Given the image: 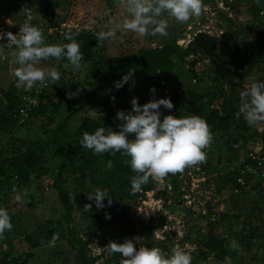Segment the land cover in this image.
I'll use <instances>...</instances> for the list:
<instances>
[{
  "label": "rangeland",
  "instance_id": "rangeland-1",
  "mask_svg": "<svg viewBox=\"0 0 264 264\" xmlns=\"http://www.w3.org/2000/svg\"><path fill=\"white\" fill-rule=\"evenodd\" d=\"M203 2L205 8L200 16L186 23L169 19L167 36L140 37L117 30L115 39L98 43L96 33L105 25L114 27L111 21H118L124 14L116 0H0V33L18 34L19 27L28 19L22 9L27 6L33 14L29 23L42 30L46 43H69L65 36L72 34L83 56L78 71H73L66 58L59 62L41 61L40 67H53L60 73L55 83L49 80L50 102L40 104L39 112L28 116L25 124L17 121L18 125L12 129L0 131L1 164H7L24 151L28 143H37L41 151V162L36 171L30 172L26 186L9 178L0 187V207L15 217L12 230H6L0 237V262L8 258L4 264H18L30 252L33 257L26 259L25 264H79L76 252L67 243L70 233L86 241V253L90 258L95 257V264H119L121 254L110 255L105 247L110 241L123 243L134 237H140V243L147 247L161 248L166 254L176 247L192 255L201 243V233L210 231L234 252L224 261L209 252L208 264H264V178L251 179L237 194L230 180L234 166L248 151L261 145L255 132L264 131V123L250 125L239 112L240 94L252 82H264V42L256 40L264 34L261 8L264 0ZM200 34L206 36L203 44L215 40L207 53L194 45L195 37ZM84 38L92 50L85 47ZM169 44L178 47V51L189 48L190 52L182 56V61L172 53L173 70L155 85L141 75L137 56L142 49ZM11 51L5 48L0 54V124L8 113L9 103L15 102L14 95L28 91L16 87L13 74L16 65ZM128 70H134L128 81L131 89H117L115 82L121 81ZM64 82L67 86L62 91L58 85ZM86 83L105 88L67 122L59 138L63 151L56 156L53 138L58 136L56 128L68 112L67 97L71 93L80 104ZM10 87H13L11 101L6 97ZM153 88L155 93L151 92ZM186 89L203 94L204 99L213 91L216 97L212 107L218 108L223 117L210 125L213 140L205 149L206 161L186 168L178 178L183 182L187 198L177 194L178 198L168 205L164 192L157 189L133 193L131 186L122 187L134 172L125 163L129 158L120 152L112 153L115 159L111 170L101 155L93 163L90 161L89 167L83 163L92 157L88 155L90 150L80 145L82 135L73 130L77 126L92 121L119 131L122 122L116 113L131 111L133 97L138 98L140 105L153 98H170L174 107L168 110L161 106V119L169 114L190 116L177 104H183L179 101ZM59 170L71 203L68 224L52 187ZM169 175L164 181H171ZM97 189L108 191L111 205L106 198L105 206L97 209L95 201L88 199L87 195ZM17 194L22 196V202L16 201ZM89 204L90 211L85 209ZM97 210H100L98 219ZM27 234L38 242L36 247L25 241ZM53 235L58 238L51 246ZM133 242L138 250L140 243Z\"/></svg>",
  "mask_w": 264,
  "mask_h": 264
},
{
  "label": "clouds",
  "instance_id": "clouds-1",
  "mask_svg": "<svg viewBox=\"0 0 264 264\" xmlns=\"http://www.w3.org/2000/svg\"><path fill=\"white\" fill-rule=\"evenodd\" d=\"M116 5L124 14L119 20H113L114 27L105 25L96 33L98 43L116 38L117 30L125 33H135L140 37L167 36L169 19L177 23H186L193 17L201 15L205 8L203 0H116ZM28 19L19 27V33H0V54L4 49H10L14 57L15 67L13 74L16 78V87L32 89L33 86H46V80L55 83L60 79V73L53 67H40L41 61L67 59L73 71L81 67L83 56L80 45L72 34H66L65 39L70 41L63 44L46 43L42 30L29 21L33 19L30 8H22ZM134 70L123 76L121 81L115 82L117 89L124 86L132 76ZM155 93V88L151 89ZM72 94H69V98ZM114 99V97H113ZM131 111L127 113L119 110L116 118L122 123L119 131L100 127L93 133L84 132L80 145L92 150L97 155L120 152L129 159L125 160L136 174L131 178L133 193L141 190L150 178L160 182L169 174L183 173L188 167H194L206 161V152L213 135L207 122L197 116L165 115L161 119V106L171 110L174 105L170 98L151 99L140 105L138 98L130 101ZM239 112L250 125L264 123V82H252L247 90L240 94ZM93 116L96 113L93 111ZM130 136H134L130 139ZM113 163L107 162V169L111 170ZM13 188V192H16ZM27 195V190H24ZM94 200L97 209H102L107 198L111 205L112 199L107 190L97 189L94 194L87 195ZM16 201L22 202V196L17 194ZM92 205H85L91 210ZM110 219V216H106ZM10 215L6 208L0 207V237L4 232L12 230ZM58 237L53 235L50 242L55 245ZM133 240L141 242L140 237L126 239L123 243L110 241L105 247L108 253H119L122 256L119 264H191L190 253L173 247L170 254H166L159 247H147L140 243L137 250Z\"/></svg>",
  "mask_w": 264,
  "mask_h": 264
},
{
  "label": "trees",
  "instance_id": "trees-1",
  "mask_svg": "<svg viewBox=\"0 0 264 264\" xmlns=\"http://www.w3.org/2000/svg\"><path fill=\"white\" fill-rule=\"evenodd\" d=\"M261 8L264 10V6H261ZM206 36L204 34L197 35L194 39V45L200 49L201 51L207 53L209 52L212 47L215 44V40L210 39V43L203 44L201 43L202 40ZM84 44L85 47L89 50H92V45L90 43H87V38H84ZM256 40H261L260 42H264V34L261 33L260 37H257ZM255 40V41H256ZM190 52V49L187 48L184 51L179 50L178 47H176L173 44L165 45L162 47H156V48H150V49H142L139 51V54L137 56V64L140 65V73L143 76H146L149 78L150 81L154 82L155 85H158L160 81L165 80L170 72L174 68L173 61L170 59V55L176 54L180 61H182L183 55H188ZM89 53V52H88ZM129 72L125 71V75ZM67 83H61L58 85V87L62 90H66ZM85 94L83 97V101L78 104V102L75 101L74 97L69 98L67 97L68 102V112L65 115L62 123L58 126L57 129V135L53 138V143L56 147L55 149V155L60 156L63 147L60 144V136L63 133V130L67 126V122L70 120V118L75 115L81 108H83L87 102L90 100L95 99L98 92L102 91L105 87L98 84H92V83H86L85 86ZM131 89V83L127 82L124 84L123 87L120 89ZM49 87L47 90L43 91V93L40 95V101L36 108L32 109L28 116L36 115V112H39L40 104H43L44 102H50L51 96ZM10 91H13V87L9 88V92L7 93L6 97L9 99V101L12 100L13 94H11ZM26 91H21L19 95L15 94L14 103H9L7 114L4 115L1 119L0 124V131L6 132L13 128L15 124H17V121L19 119L18 114V106L20 104V97L23 93ZM81 93V91H79ZM78 93V94H79ZM68 94V93H67ZM207 98L204 99V95L201 93H197L194 90H184L183 96L181 97V100L177 103L178 107L183 109L188 113V115H197L201 118H203L207 124L210 126L212 125L217 119H222V115L219 113L218 108L212 107V101L215 99L216 94L212 91L208 93ZM226 103H228L226 101ZM225 104V102H224ZM54 108L56 109L57 106L54 105ZM23 124V123H22ZM25 124V123H24ZM18 125V124H17ZM103 127L99 123H95L92 121H84L80 126H77L75 129H73L75 132L79 134H83L84 132L93 133L96 129ZM259 139L261 140V144L264 147V131L261 133L255 132ZM40 146L37 143H28L24 149V151L16 154L12 159L9 160L7 164H1L0 163V187L9 179V178H15L16 182L22 186H26L29 182L30 178V172L36 171L37 166L41 162V154H40ZM88 155H90L92 158L91 160H84L83 163H86L87 167H89L90 161L93 163L98 159L97 154H95L92 150L88 152ZM104 157L107 161L111 160L112 163H114V155L112 153H104L101 155ZM234 172L231 173V185L232 187L236 186V182L233 176ZM136 175L135 173L133 176ZM181 173L175 174V175H169L171 177V184L174 190H178L180 187V184L182 183L181 179L178 180V178L181 176ZM132 176V177H133ZM131 177V178H132ZM131 178L129 181H126L121 184L122 187L125 186H131ZM250 180V179H249ZM65 183V180L62 176V172L59 170L56 173V176L52 182V187L55 190L57 197L59 199V202L62 206V209L64 211V219L65 222L68 224L71 220V203L70 198L67 193V191L64 189L63 185ZM158 188V182H155L153 180H149V182L142 186V190H150V189H157ZM244 188V187H243ZM240 191H242V189ZM239 191V192H240ZM163 192V191H162ZM237 194V193H236ZM178 198V197H177ZM180 198V197H179ZM100 210H97L96 212V219H98L100 215ZM11 218V223L14 222L15 217L12 214H9ZM57 223L60 225L61 221H57ZM25 241H27L31 246L36 247L38 245V242L30 235L27 234L24 237ZM67 243L73 248V250L76 252L77 260L79 264H95V257L90 258L88 257L86 253V246L87 243L82 239V237L73 235L72 233L69 234ZM211 252L215 255V257L221 261H224L228 256H230L234 250H231L229 247H227L224 243V240L214 233L207 231L206 233H201V243L198 246V248L194 251V254L191 255L192 261L191 264H208V253ZM33 257V254L28 252L25 255V258L23 261H20L18 264H25L26 259H30ZM8 258H4L0 264H4L6 261H8Z\"/></svg>",
  "mask_w": 264,
  "mask_h": 264
},
{
  "label": "built area",
  "instance_id": "built-area-1",
  "mask_svg": "<svg viewBox=\"0 0 264 264\" xmlns=\"http://www.w3.org/2000/svg\"><path fill=\"white\" fill-rule=\"evenodd\" d=\"M49 80H46V86H33L32 89H28L20 97V104L18 106L19 120L18 123L22 124L28 117L29 112L36 108L40 101V95L43 91L49 87ZM236 186L232 187V190L237 193L241 188L248 185L249 181L253 178H264V147L259 145L256 148L251 149L247 152L244 159L236 166L233 171ZM250 179V180H249ZM180 184L178 190H174L170 181H164V179L158 182V191H163L166 197L165 203L168 205L173 204L177 199L176 195L187 198L188 194L185 188Z\"/></svg>",
  "mask_w": 264,
  "mask_h": 264
}]
</instances>
